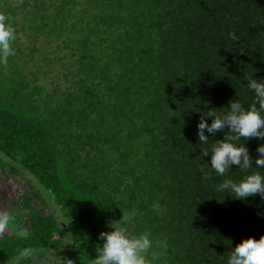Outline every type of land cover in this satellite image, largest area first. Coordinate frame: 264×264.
<instances>
[{
	"label": "trees",
	"instance_id": "trees-1",
	"mask_svg": "<svg viewBox=\"0 0 264 264\" xmlns=\"http://www.w3.org/2000/svg\"><path fill=\"white\" fill-rule=\"evenodd\" d=\"M0 16L14 29V55L0 61V214L20 215L0 230V264H93L112 222L149 235L153 264H227L264 235L259 194L218 190L264 169L205 180L201 150L229 129L196 135L209 110L253 103L264 0H0ZM36 58L43 67L26 71ZM63 61L62 85H40ZM232 142L254 162L264 140ZM58 247L63 257L38 261Z\"/></svg>",
	"mask_w": 264,
	"mask_h": 264
},
{
	"label": "clouds",
	"instance_id": "clouds-1",
	"mask_svg": "<svg viewBox=\"0 0 264 264\" xmlns=\"http://www.w3.org/2000/svg\"><path fill=\"white\" fill-rule=\"evenodd\" d=\"M228 37L233 41L236 35L228 32ZM14 39V29L5 23V17L0 16V61L6 60L8 56L14 55L11 41ZM247 88L254 93L253 103L247 108L243 107L239 99H230L226 113L217 115L209 110L206 117L211 118V124L206 123L202 115L197 123V138L199 143H206L209 136L205 131L216 135L218 131L223 132L225 126L228 131L224 132L223 139H217L209 152L201 150V157L210 156L208 170L201 168L202 178L207 180L212 172L223 176L226 169L235 165L241 170H247L253 163L256 168L264 169V143H260L256 149L259 155L254 162L250 159L247 147L235 144L232 141L248 140L257 138L264 140V78L247 77ZM218 190H228L235 194V199L245 200L248 197L259 194L264 199V176L258 172L246 175L238 182L231 178H225L219 185ZM9 216L0 214V230L7 223ZM124 218L122 216V221ZM110 231L100 232L99 239L103 242L97 251V256L92 260L93 264H153L157 259V253L152 248V240L146 233L131 234L124 227H117L112 222L109 224ZM22 236L23 233H20ZM31 250L22 249L19 252L21 258H29ZM227 264H264V235L259 239L249 237L232 247Z\"/></svg>",
	"mask_w": 264,
	"mask_h": 264
},
{
	"label": "rangeland",
	"instance_id": "rangeland-1",
	"mask_svg": "<svg viewBox=\"0 0 264 264\" xmlns=\"http://www.w3.org/2000/svg\"><path fill=\"white\" fill-rule=\"evenodd\" d=\"M19 36H20L21 42L26 43V37H24L22 33L19 34ZM43 64H44V62L40 58H36L34 61L27 63V65L25 66V70L27 71L31 68H32V70H34V68L36 66L43 67ZM64 64H66L65 61L55 63V66H56L55 70L46 68L49 71V74H47V76H41L40 85H43L47 90H51L52 87H55L58 84L62 85L63 79L61 78V74L59 73V71L62 70L61 65H64ZM16 181H18L17 178H16ZM8 216H9L8 221H9V223H11V225H16V222H18L20 220V215L15 210H9ZM123 227L129 233L132 231V226L130 224L125 225ZM58 256L59 257L64 256V253L62 251V247L51 249L47 253H44L43 257H40L37 259L39 262H41L42 260L45 261V259L53 260L55 257H58Z\"/></svg>",
	"mask_w": 264,
	"mask_h": 264
}]
</instances>
